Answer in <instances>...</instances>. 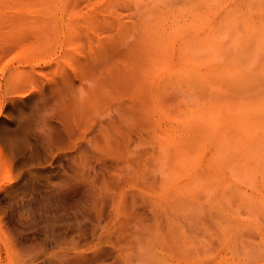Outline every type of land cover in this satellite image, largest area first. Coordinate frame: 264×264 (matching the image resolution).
<instances>
[{"label":"rangeland","instance_id":"rangeland-1","mask_svg":"<svg viewBox=\"0 0 264 264\" xmlns=\"http://www.w3.org/2000/svg\"><path fill=\"white\" fill-rule=\"evenodd\" d=\"M242 19L264 0H0V264H264V164L192 74L251 47Z\"/></svg>","mask_w":264,"mask_h":264},{"label":"bare ground","instance_id":"bare-ground-1","mask_svg":"<svg viewBox=\"0 0 264 264\" xmlns=\"http://www.w3.org/2000/svg\"><path fill=\"white\" fill-rule=\"evenodd\" d=\"M196 9H200L198 4ZM204 11L197 10L198 18L203 16ZM241 20V15L235 8L229 9L224 15L222 21L214 29L212 38L221 33L225 27H231ZM242 22L247 30L250 31L247 45H251L247 50L245 46H241L238 51L232 56L228 62L217 61L212 58L213 66L208 74H201L202 70L196 66L193 70V83L197 87H204L206 82L219 84L223 80H229L228 86L233 89L235 96L229 101L218 105L216 108H209L201 112L200 118L207 120L213 126H219L220 123H225L227 127H234L236 134H232L229 130V138L225 139L224 147L233 150L243 149L245 152L236 157V153L229 154L230 160L234 161L240 172L247 174L248 163L247 157L255 158L258 162L264 164L261 158L260 148L264 147V95L254 96L249 95V89L257 84H264V58L260 60L261 63L254 65L255 58L258 57L259 51L264 52V21L256 20L250 22L247 19H242ZM208 47L207 40L197 34L189 39L188 49L194 54H199ZM201 55L196 56L197 63H200ZM252 63V64H251ZM227 134V133H226ZM226 137V136H225ZM228 152V150L226 151ZM227 154V153H226ZM245 155H248L245 157ZM226 156V155H225ZM243 156V157H242ZM264 167V165H263Z\"/></svg>","mask_w":264,"mask_h":264}]
</instances>
